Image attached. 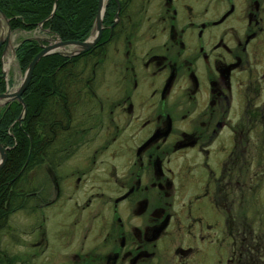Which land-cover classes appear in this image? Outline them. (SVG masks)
<instances>
[{
  "label": "flooded vegetation",
  "instance_id": "obj_1",
  "mask_svg": "<svg viewBox=\"0 0 264 264\" xmlns=\"http://www.w3.org/2000/svg\"><path fill=\"white\" fill-rule=\"evenodd\" d=\"M76 56V80L45 123L35 115L47 148L33 167L50 185L19 189L39 217L28 262L235 264L230 169L209 162L263 130L264 0H104L100 36Z\"/></svg>",
  "mask_w": 264,
  "mask_h": 264
},
{
  "label": "trees",
  "instance_id": "obj_2",
  "mask_svg": "<svg viewBox=\"0 0 264 264\" xmlns=\"http://www.w3.org/2000/svg\"><path fill=\"white\" fill-rule=\"evenodd\" d=\"M54 3V13L48 18ZM96 10L97 0H0V11L8 20L11 31L30 32L42 22V28L56 34L61 41L85 40L93 28ZM39 51L40 47L34 40L24 38L17 43L14 57L20 71H25ZM78 57L69 60L66 56L51 54L39 60L22 95L25 114L20 121L17 119L22 105L17 101L8 102L0 109V143L7 148L6 162L0 170V230L7 224V216L19 208L24 194L30 190L29 183H20L19 180L33 166L38 151L45 152L47 148L35 138V115L39 113L41 124L46 122L51 96L62 97L63 84L74 82L76 78L70 76L80 72L79 65L72 63ZM6 86L0 77V93L6 90ZM19 189H23L24 194H19ZM18 197H22L20 202H17ZM2 262L13 264L0 252V264Z\"/></svg>",
  "mask_w": 264,
  "mask_h": 264
},
{
  "label": "rangeland",
  "instance_id": "obj_3",
  "mask_svg": "<svg viewBox=\"0 0 264 264\" xmlns=\"http://www.w3.org/2000/svg\"><path fill=\"white\" fill-rule=\"evenodd\" d=\"M0 30L5 35L6 25L3 20L0 22ZM46 35L41 31L39 25L30 32L14 31L3 57V45L0 47L1 70L6 73L3 80L7 84L4 92L14 91L24 75V71H20L18 68L13 53L17 42L25 36L49 37ZM90 36L91 34L88 37ZM262 65L264 68V56H262ZM258 101V103L264 104V89L261 91ZM1 107H3V102L0 101V109ZM258 131L260 130L258 129L256 133L252 131L246 142H239L236 147L237 153L234 150L235 144L230 141L227 144L230 153L226 156H222L221 153L213 154L209 162L216 177L223 173V166L230 169L225 174L228 176L225 178V182L230 180L232 184L230 189L225 190L227 195L225 202L226 207H231L229 220L231 223L228 228L232 235H230V240L226 241L227 246L224 247V250L229 251L231 258L234 257L235 264H264V126L260 131L261 137ZM239 151L240 153H238ZM237 154H239L238 158H236ZM71 161L72 158L65 162L70 164ZM44 167L43 164L38 169L32 166L23 174V178L19 180L20 183H29V189L36 185L47 188L50 183ZM30 200L26 197V204L23 208L11 211L7 216V224L0 230V252L4 259H10L13 264H21L20 261H24L26 264L30 261L29 256L36 250L34 247L32 248V240L36 234L33 230L36 228L39 217L35 212H32ZM225 210L216 208L209 216V218L213 217V221L219 223V232L227 231L228 225H224V222L227 221ZM53 213L56 214L55 211ZM44 214L51 217L49 212L44 211ZM219 218L220 220H218ZM54 228L55 226L50 224V221L46 222L44 229H46L47 238H50L49 233Z\"/></svg>",
  "mask_w": 264,
  "mask_h": 264
},
{
  "label": "water",
  "instance_id": "obj_4",
  "mask_svg": "<svg viewBox=\"0 0 264 264\" xmlns=\"http://www.w3.org/2000/svg\"><path fill=\"white\" fill-rule=\"evenodd\" d=\"M55 7L56 5L54 3L52 12L48 18H50L52 14L54 13ZM103 10H104V0H98L97 11H96L95 18H94V26L92 30L93 36L89 37V39L85 41H61L60 38L56 34L51 33L50 30L42 29V26H41L42 22L39 24V28L42 29L45 32V34L50 35V37H36V36L28 37V40H34L38 43L40 47V51L36 53L31 59V61L28 63L24 71L23 78L20 84L18 85V87L12 92L0 93V101L3 102V104H6L11 101H17L18 103L22 105V112L20 113L17 119L18 121H20V119L25 114V105L22 100V95L27 89V86L32 77L33 70L36 64L39 62V60L51 54H59L63 56L70 54L73 56L74 54L84 53L88 51L90 48H92L100 36ZM1 20H3V22L6 25L5 35H3L0 32V47L3 45V50H2V57H3L4 53L8 49L12 31L10 30L8 26V20L6 19L4 14L0 11V22ZM69 46H72L75 48L74 52L69 53V52L63 51L65 48ZM1 62H2V58H1ZM5 76H6V73L4 72V70H2L0 77L4 79ZM6 150L7 148H4V146L0 143V169L4 166L6 162V158H7Z\"/></svg>",
  "mask_w": 264,
  "mask_h": 264
}]
</instances>
